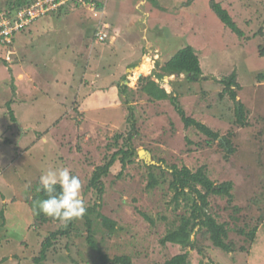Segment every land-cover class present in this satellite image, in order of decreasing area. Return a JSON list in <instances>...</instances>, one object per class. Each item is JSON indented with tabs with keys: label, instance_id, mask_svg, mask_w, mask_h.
Returning a JSON list of instances; mask_svg holds the SVG:
<instances>
[{
	"label": "rangeland",
	"instance_id": "rangeland-1",
	"mask_svg": "<svg viewBox=\"0 0 264 264\" xmlns=\"http://www.w3.org/2000/svg\"><path fill=\"white\" fill-rule=\"evenodd\" d=\"M14 1L0 0V10ZM90 1L99 13L96 17L73 2L64 7L77 9L78 15L71 17L76 27L78 18L84 21L76 37L73 29L60 30L61 21L55 27L59 32L37 37L35 30L46 23L41 18L21 32L23 39L18 34L17 46L0 47V264H36L42 242L62 225L38 226L35 216L41 170L60 166L82 181L86 208L99 204L90 216L96 248L88 244L85 222L79 220L71 236L57 239L40 264H101V254L110 259L127 256L133 264H163L188 251L162 246L160 240L185 214L182 200L177 209L171 201V172L187 168L195 173L201 167L214 184L232 182L231 202L211 196L208 213L230 229L228 240L236 251L216 250L208 235L196 233L204 252L190 251L188 264H264V57L259 56L264 52V0H216L243 31V38L221 23L209 0ZM98 3L103 7L98 9ZM111 27L118 35L115 43ZM100 29L107 33L105 42L97 41ZM188 46L199 58L202 77L187 81L186 75L166 76L160 86L187 117L220 137L233 132L234 154L226 156L219 140L208 145L196 128H185L171 97L150 102L140 90L141 77L161 74L164 63ZM36 61L45 74L28 72L30 65L37 67ZM63 61H69L65 71L60 70ZM140 62L146 71L138 68ZM127 64L134 68L125 73ZM23 67L28 74L19 77ZM141 72L145 75L138 78ZM232 74L240 86L235 105L241 103L247 112L243 128L233 124L234 103L221 97L223 81ZM123 85L128 90L121 94ZM86 86L90 96L84 99L81 88ZM118 102L123 118L110 108ZM80 103L92 112L78 121ZM129 136L133 138L128 143ZM128 144L135 152L132 163L122 169L117 161L110 168L102 178L99 198L88 187L95 168ZM142 150L150 154L149 164L139 158ZM150 174L159 180L153 189L147 187ZM99 216L116 224L112 233ZM254 226L258 230L253 243L236 232Z\"/></svg>",
	"mask_w": 264,
	"mask_h": 264
},
{
	"label": "trees",
	"instance_id": "trees-1",
	"mask_svg": "<svg viewBox=\"0 0 264 264\" xmlns=\"http://www.w3.org/2000/svg\"><path fill=\"white\" fill-rule=\"evenodd\" d=\"M35 1L36 0H24L23 2H21L20 0H15L13 3H10L8 8L0 10V14L4 13L12 15L19 9L27 7ZM87 2H90V0H87ZM209 5L211 10L215 13L221 23L224 24V26L230 29L232 33L236 34L239 38L244 37L243 31L238 28L229 13L225 9H223L222 6L218 2H216V0H209ZM97 6L100 7L101 4L98 3ZM21 32L17 33L16 35L21 34ZM15 37L13 39V44L15 41ZM13 44L9 47V49H12ZM259 56L263 58L264 52H260ZM139 66H142V62L139 63ZM160 71L161 74H153L149 77H141L138 80L140 90L143 91L146 96H148V100L150 102L165 101L173 96L167 94L166 90L160 86V82L164 77L186 75L187 81H195L200 79L203 75L199 58L195 50L189 46L179 50L175 55H173L167 62L164 63ZM155 79L159 82H155ZM223 83L224 90L222 91L221 97L226 96L230 101L234 103L233 124L239 128L246 127L248 123L245 107L241 103L238 106L235 105L237 99L236 91L237 89H240V86L236 82V75L232 74L226 80V82L223 81ZM124 88L125 89H123V87L120 88L121 94L125 93V91L128 90L127 86H124ZM171 102L180 115L185 128H196L201 134L206 137V143L208 145L219 140L218 145L222 149H224L226 156L234 154L235 148L232 145L231 139V137L233 136V132L228 133V138L220 137L217 132L211 131L206 125L187 117L179 107L178 102L174 99V97L173 101L171 97ZM11 119L12 121H14L13 116H11ZM128 119L132 120L130 127L131 131H134L136 124L135 122H133L132 113L128 116ZM132 138L133 136H129L127 138L128 143L132 140ZM127 147L128 148L126 150L120 149L117 152L113 153L107 163L95 168L88 187L91 190L97 191L99 198L103 194L102 178L108 175L110 168L117 161H119V163L121 164L122 169H125L128 164L132 163V158L135 156V152L129 146V144ZM171 176L173 179L169 183V190H172L174 192L171 201L174 204L175 209H177L178 207H180L179 201L182 200L184 202L183 208L185 214L179 216L178 226L167 231L166 235L160 240V244L162 246H165L167 244L178 246L182 250L188 249V251L171 257L163 264H188L190 251L195 250L200 254L204 252V248L200 247L198 242L195 240L196 233L208 235V240L214 249L220 250L227 254L234 253L236 251L235 245L232 241L228 240V233L230 229H228L224 223H219L216 218L208 213L209 198L211 196L226 197L228 199V204L229 202H231V200L233 199V196L231 194L232 182L214 184L206 175L204 167H201L195 173H191L187 168H182L178 173L171 172ZM149 179L150 181L147 185L149 189H153L159 184V180L156 179L154 175L150 174ZM57 191H59V187H57ZM37 196V198H39L40 200L47 198L45 193L40 189V185ZM37 198H33V200H31L30 202L34 203ZM98 206L99 204H94L92 207L86 208V212L83 218L72 220L66 224L60 222L59 220L47 217L39 210H37V214L35 216L38 226H43L47 223H61L62 225L57 230L50 233L47 238H45V240L41 244L40 255L34 258V262L36 264H40L41 261H44L46 259V252L53 246L57 239L61 237H70L72 232L74 231L76 222H78L79 220H84L85 222L84 224L88 232V244L92 248H96V245L92 240L94 233L92 231V220L90 216L96 214V209L99 208ZM234 210L238 211L239 209L234 207ZM186 212L188 214H186ZM99 217L102 219L103 226L108 229L110 233H112V231L116 228V224L103 216ZM257 230L258 227L254 226L248 232H245L242 229H237L236 232L239 235L244 236L246 241L253 243ZM100 260L101 264H133L132 260L127 256H117L113 259H110L106 255L101 254Z\"/></svg>",
	"mask_w": 264,
	"mask_h": 264
},
{
	"label": "clouds",
	"instance_id": "clouds-1",
	"mask_svg": "<svg viewBox=\"0 0 264 264\" xmlns=\"http://www.w3.org/2000/svg\"><path fill=\"white\" fill-rule=\"evenodd\" d=\"M65 6L49 15L58 13ZM77 6L81 7L80 5ZM97 8L99 9L98 6ZM39 184L40 189L47 197L38 203L41 213L65 224L83 218L86 212V204L82 194V181L78 176L71 174L69 168L63 166L43 168L39 177ZM57 187H59V191H57Z\"/></svg>",
	"mask_w": 264,
	"mask_h": 264
},
{
	"label": "built area",
	"instance_id": "built-area-1",
	"mask_svg": "<svg viewBox=\"0 0 264 264\" xmlns=\"http://www.w3.org/2000/svg\"><path fill=\"white\" fill-rule=\"evenodd\" d=\"M70 2L89 9L95 17L99 15L95 4L93 2L88 3L86 0H36L12 15L0 14V47L9 48L13 44V39L17 33L26 30L37 20L55 13L59 8ZM96 37L98 42H105L107 34L103 29H100Z\"/></svg>",
	"mask_w": 264,
	"mask_h": 264
},
{
	"label": "crops",
	"instance_id": "crops-1",
	"mask_svg": "<svg viewBox=\"0 0 264 264\" xmlns=\"http://www.w3.org/2000/svg\"><path fill=\"white\" fill-rule=\"evenodd\" d=\"M86 9V8H85ZM70 10V8H62L58 13H56V14H52V15H48V16H46V17H44V19H43V23L44 22H46L45 24H43V27H41L40 26V28H38V29H36L35 30V34L37 35V37H42V36H45V37H49V36H51L52 35V33H55L56 31L57 32H59L60 30H63V29H65V30H68V31H70V30H72L73 29V32L74 33H71V34H73V37H76V35H79V31H80V33L83 31V28L85 27V25H84V21H83V19H80V18H78V20H80V22H79V24H77V26L80 28V29H78V27H76V24H73V20L74 19H72L71 17L73 16V15H78V11H77V9L76 10H74L73 12L72 11H69ZM90 12V11H89ZM48 18V19H47ZM89 18L91 19L92 17H90V15H89ZM50 21H52L53 23H52V26L50 25ZM58 21H61L62 23H64L63 24V28L62 29H60V30H57L55 27L57 26V24L56 23H58ZM36 23V22H35ZM34 23V24H35ZM95 22H92V25L94 24ZM33 26V25H32ZM31 26V27H32ZM30 28V27H29ZM56 29V30H55ZM59 29V28H58ZM110 30H111V40L114 42H116V40L118 39V35L116 34L117 32H116V29H114V27H111L110 28ZM70 34V35H71ZM19 35H16V37H15V41H14V44H13V46H17L18 44L16 43L17 42V37H18ZM30 36V35H29ZM19 37H22V35L20 34V36ZM146 38V37H145ZM22 39H23V37H22ZM114 42V43H115ZM147 43V46L150 44V42L149 41H147L146 42ZM154 48H155V50H157V47L156 46H154ZM148 49V48H147ZM35 55H36V53H35V51H33L32 52V54H30V58H35ZM43 57H45V53H43ZM73 57V55L72 56H70L69 58H72ZM146 56L145 55H141L139 58H145ZM150 58V57H149ZM54 60V59H53ZM61 60V59H60ZM65 61H63L62 63H60L61 64V67H60V70L61 71H65L66 70V68H65V66L66 65H68V62L69 61H67V63H64ZM153 62V61H152ZM132 63V62H131ZM134 63V62H133ZM154 64H156L155 62H153ZM40 64H41V62L40 61H36V66L37 67H35V65H33L34 67L33 68H31V65H30V69H28V72H29V70L30 71H33V69L35 70V73L37 72V70L39 71L40 70V68L38 67V65L40 66ZM54 64V63H53ZM74 66V65H73ZM137 66V65H136ZM144 66H146V64H142V66H139L138 68L140 69V70H142V68L144 67ZM127 68L125 69V73H127V72H129V70H131V69H133L134 67H132V64L130 65V64H127V66H126ZM136 68V67H135ZM25 68L23 67V70H24ZM47 72V70H43V69H41V71H39V73H41V72ZM43 72V73H44ZM38 73V74H39ZM44 73V74H45ZM69 73V72H68ZM23 74H28L27 73V70H24V73H23V71L21 72V73H19V77H21V75L23 76ZM139 75H145L144 73L142 74V72L140 73V74H138V76ZM40 76V75H39ZM18 77V78H19ZM30 77V76H29ZM46 79L47 80H45V81H47L48 82V80H49V82L50 81H52V79H49V78H47L46 77ZM92 82H93V79H92ZM155 82H159V81H157L156 79H155ZM121 84H125L124 83V81H122L121 82ZM90 85H93V83H91ZM45 86H48V83L47 84H45ZM88 87H90V86H86V88H81L82 89V92H84L85 91V93L86 94H84V99L85 98H87L88 96H90V91L89 90H87L88 89ZM80 88H79V90H80ZM78 90V91H79ZM87 91V92H86ZM121 97L123 98L124 96L123 95H121ZM83 99V100H84ZM82 100V101H83ZM83 103V102H82ZM82 103H80L81 105H80V109H78V111H79V114H77V116L78 115H80V119H78V121H81V120H83V119H85V117H84V115L83 114H86V113H88V112H92V111H87V108H84V109H82ZM110 108H112V110H116V111H119L120 112V115H121V117L123 118L124 117V113L122 112L123 111V108L121 107V104H120V102H118V103H114L113 105H111L110 106ZM88 114H90V113H88Z\"/></svg>",
	"mask_w": 264,
	"mask_h": 264
},
{
	"label": "water",
	"instance_id": "water-1",
	"mask_svg": "<svg viewBox=\"0 0 264 264\" xmlns=\"http://www.w3.org/2000/svg\"><path fill=\"white\" fill-rule=\"evenodd\" d=\"M142 75H139L138 78H140ZM238 103V102H237ZM139 158H142V160L145 161L146 164H149L150 162V154L144 150L138 152Z\"/></svg>",
	"mask_w": 264,
	"mask_h": 264
},
{
	"label": "bare ground",
	"instance_id": "bare-ground-1",
	"mask_svg": "<svg viewBox=\"0 0 264 264\" xmlns=\"http://www.w3.org/2000/svg\"><path fill=\"white\" fill-rule=\"evenodd\" d=\"M147 70V66H144L143 68H142V71H146Z\"/></svg>",
	"mask_w": 264,
	"mask_h": 264
}]
</instances>
